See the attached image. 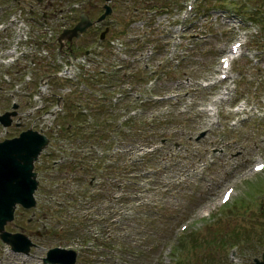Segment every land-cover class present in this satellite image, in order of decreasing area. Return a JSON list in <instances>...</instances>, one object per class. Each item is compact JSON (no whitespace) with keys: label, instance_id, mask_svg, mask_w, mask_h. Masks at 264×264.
<instances>
[{"label":"rangeland","instance_id":"1","mask_svg":"<svg viewBox=\"0 0 264 264\" xmlns=\"http://www.w3.org/2000/svg\"><path fill=\"white\" fill-rule=\"evenodd\" d=\"M87 2L11 0L0 9V47L9 27L27 25L25 43L15 48H26L25 58L8 69L0 59L1 73L9 72L0 73V95L19 102L13 119L19 126L12 124L17 131L10 135L31 128L50 139L35 162V208L18 206L5 226L10 232L22 228L34 246L25 255L0 240V264H43L54 247L76 252L74 264L260 260L264 169L255 172L253 166L264 164V0H90V7ZM105 3L111 11L96 30L89 26L81 41L66 40L65 48L77 54L68 58L77 74L65 78L59 73L66 59L56 51L58 9L80 6V13L88 6L91 22ZM41 10L50 12L47 19ZM103 31L101 48L86 49ZM236 42L242 43L239 52L230 53ZM223 55L227 71L220 70ZM24 74L30 75L25 85ZM202 81L206 89L199 87ZM14 84L21 86L16 93ZM238 102L243 107L235 111ZM70 146L75 151H67ZM103 158L104 174L97 166ZM61 160L69 163L56 166ZM65 188L75 204L62 198ZM226 188L232 194L222 203ZM122 197L131 200L128 206H121ZM114 214L124 219L121 226L110 218Z\"/></svg>","mask_w":264,"mask_h":264},{"label":"water","instance_id":"2","mask_svg":"<svg viewBox=\"0 0 264 264\" xmlns=\"http://www.w3.org/2000/svg\"><path fill=\"white\" fill-rule=\"evenodd\" d=\"M103 9L104 13L96 22L102 21L111 11L106 3ZM92 24L86 14L80 15V21L72 29L64 30L58 37L60 48L63 41L71 42L72 38H78ZM14 115L15 112L3 114L0 116V123L4 127L9 126L10 116ZM47 144L46 136L31 129L21 132L16 138L0 142V240L12 251L26 255L34 244L22 232L6 231L5 225L13 221L18 206L23 209L35 206L33 194L38 182L35 179L36 173L33 172V162ZM75 256L74 251L52 248L47 251L42 261L44 264H74ZM252 264H264V247L261 259L254 258Z\"/></svg>","mask_w":264,"mask_h":264},{"label":"trees","instance_id":"3","mask_svg":"<svg viewBox=\"0 0 264 264\" xmlns=\"http://www.w3.org/2000/svg\"><path fill=\"white\" fill-rule=\"evenodd\" d=\"M91 6V5H90ZM92 17H93V13H92ZM117 69H119V68H117ZM137 74H138V76H140L141 78H142V74L141 73H139V72H137ZM158 101H163V100H156L155 102H158ZM144 102V101H143ZM71 109H73L71 106H68V108H66V113H67V115H71V113H72V110ZM81 129H83V128H81ZM104 131H105V129H104ZM116 137H118V135H114L112 138H116ZM62 138V136H58V140L59 139H61ZM63 139V138H62ZM73 148V146H70L69 147V149H72ZM90 152H92V150H90ZM90 156H92V157H94L93 155H90ZM98 167H99V169L100 170H102L103 171V174H104V172H105V170H106V167H105V165H104V158L99 162V164L97 165ZM137 178H139L138 176H135V177H133V179H137ZM63 185V184H62ZM63 187H65V185H63ZM66 189V191H61L62 192V194H63V196H62V198L64 199V197H66L67 199L65 200L67 203H68V205H71V204H75V202H76V198H73L70 194H66V192H67V188H65ZM95 195V194H94ZM94 195H90V196H88V199H91L92 200V198H93V196ZM121 202V205H126V206H128L129 204H130V202H131V200L129 199L128 201H126V198H122V200L120 201ZM134 214H131V216H133ZM110 218H113L112 217V215L110 216ZM114 223H117V224H122V222L123 221H113ZM66 231H71L70 229H67ZM177 263H179V262H177Z\"/></svg>","mask_w":264,"mask_h":264},{"label":"snow or ice","instance_id":"4","mask_svg":"<svg viewBox=\"0 0 264 264\" xmlns=\"http://www.w3.org/2000/svg\"><path fill=\"white\" fill-rule=\"evenodd\" d=\"M225 66H227V65H225ZM257 170L259 171L260 169L258 168ZM230 194H231V190H229V192L224 195V202L228 201Z\"/></svg>","mask_w":264,"mask_h":264},{"label":"bare ground","instance_id":"5","mask_svg":"<svg viewBox=\"0 0 264 264\" xmlns=\"http://www.w3.org/2000/svg\"><path fill=\"white\" fill-rule=\"evenodd\" d=\"M117 215H118V214H114L112 217L115 218V217H117ZM120 226H121V225H120Z\"/></svg>","mask_w":264,"mask_h":264},{"label":"flooded vegetation","instance_id":"6","mask_svg":"<svg viewBox=\"0 0 264 264\" xmlns=\"http://www.w3.org/2000/svg\"><path fill=\"white\" fill-rule=\"evenodd\" d=\"M55 165H58V164H55ZM28 221V220H27Z\"/></svg>","mask_w":264,"mask_h":264}]
</instances>
